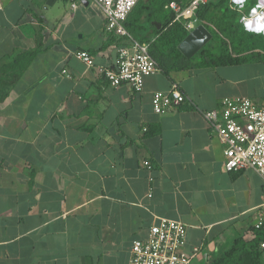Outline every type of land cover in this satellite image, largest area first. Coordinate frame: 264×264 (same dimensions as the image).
<instances>
[{"label":"crops","instance_id":"obj_1","mask_svg":"<svg viewBox=\"0 0 264 264\" xmlns=\"http://www.w3.org/2000/svg\"><path fill=\"white\" fill-rule=\"evenodd\" d=\"M229 7L240 17L252 8ZM132 40L105 31L93 0H0V264H128L132 242L160 218L185 225L184 250L198 249L190 264L215 263L238 236L264 264L253 226L261 176L224 170L223 143L201 113L224 97L260 104L264 58L200 66L199 50L182 54L192 65L158 68L136 93L102 73ZM173 85L188 101L154 112L153 93Z\"/></svg>","mask_w":264,"mask_h":264},{"label":"built area","instance_id":"obj_2","mask_svg":"<svg viewBox=\"0 0 264 264\" xmlns=\"http://www.w3.org/2000/svg\"><path fill=\"white\" fill-rule=\"evenodd\" d=\"M105 16V31L120 37H129L124 21L138 0H93ZM207 0H190L182 7L170 2L167 7L174 13V19L183 18L187 29H191L195 11ZM246 0H230L232 7L241 9ZM74 6V3H71ZM243 27L250 32L264 35V0H257L247 15L240 17ZM192 25V26H191ZM115 66L102 69L111 86L122 83L138 93L143 87L144 77L159 71L148 52L147 43L131 41L130 46H118ZM76 58L86 66L93 65L92 56L84 51L75 52ZM188 101L175 85L169 91H156L151 105L156 113H165ZM212 133L223 143V168L233 171L250 167L262 179V202L253 224L256 229L264 227V91L260 104L244 96L224 97L220 109L201 111ZM150 168L148 161H143ZM186 227L176 220L160 218L151 225L146 239L132 242L128 264H190L197 253V247L185 251ZM260 246L264 248V243Z\"/></svg>","mask_w":264,"mask_h":264},{"label":"trees","instance_id":"obj_3","mask_svg":"<svg viewBox=\"0 0 264 264\" xmlns=\"http://www.w3.org/2000/svg\"><path fill=\"white\" fill-rule=\"evenodd\" d=\"M177 2L180 6H186L190 0H140L125 21V27L129 34L138 42L148 43V52L156 62L160 71L168 74L172 70H180L192 65L190 59H186L177 49V44L187 35V30L182 21L173 20L172 14L163 13V6L170 2ZM257 0H246L248 11ZM230 0H207L195 11L196 18L204 23L211 32V39L196 53L198 65H223L235 62H247L264 58V35L246 31L239 22L240 13L229 7ZM243 4V7L245 6ZM160 14V31L152 30L148 35L144 34L150 21ZM195 58V57H194ZM262 229V230H261ZM257 230L263 240L264 227ZM255 243H247L238 236L232 245L213 264H263L260 260L261 252L255 248Z\"/></svg>","mask_w":264,"mask_h":264},{"label":"water","instance_id":"obj_4","mask_svg":"<svg viewBox=\"0 0 264 264\" xmlns=\"http://www.w3.org/2000/svg\"><path fill=\"white\" fill-rule=\"evenodd\" d=\"M210 37L211 34L204 25L198 24L192 26L187 35L177 44V49L181 54L189 58L198 51Z\"/></svg>","mask_w":264,"mask_h":264},{"label":"rangeland","instance_id":"obj_5","mask_svg":"<svg viewBox=\"0 0 264 264\" xmlns=\"http://www.w3.org/2000/svg\"><path fill=\"white\" fill-rule=\"evenodd\" d=\"M209 1H215V0H209Z\"/></svg>","mask_w":264,"mask_h":264}]
</instances>
